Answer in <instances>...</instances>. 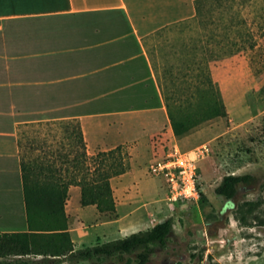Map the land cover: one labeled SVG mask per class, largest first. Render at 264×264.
I'll list each match as a JSON object with an SVG mask.
<instances>
[{
  "label": "rangeland",
  "instance_id": "1",
  "mask_svg": "<svg viewBox=\"0 0 264 264\" xmlns=\"http://www.w3.org/2000/svg\"><path fill=\"white\" fill-rule=\"evenodd\" d=\"M252 1L239 6L240 15L247 17L245 43L253 46L209 61L225 115H217L215 96L200 99L195 93L191 98L193 82L173 79L178 98L170 100L173 111L185 110L190 126L178 137L170 123L166 145L175 141L191 155L196 151L198 194L169 198L165 180L148 168L158 153L145 145L135 150L133 142L121 144L126 169L109 178L114 208L82 205L79 187L71 185L64 206L66 228L33 232L31 264H139L135 253L100 260L70 259L67 254L146 229L169 216L173 228L167 242L154 246L145 264H264V3ZM59 114L55 110L41 116ZM96 153H89L91 167L99 158ZM112 160L107 156L104 163ZM227 173L250 175L230 199L215 192Z\"/></svg>",
  "mask_w": 264,
  "mask_h": 264
},
{
  "label": "crops",
  "instance_id": "2",
  "mask_svg": "<svg viewBox=\"0 0 264 264\" xmlns=\"http://www.w3.org/2000/svg\"><path fill=\"white\" fill-rule=\"evenodd\" d=\"M194 13V0H0L1 232L28 230L18 123L78 118L88 154L162 151L171 126L142 37Z\"/></svg>",
  "mask_w": 264,
  "mask_h": 264
},
{
  "label": "trees",
  "instance_id": "3",
  "mask_svg": "<svg viewBox=\"0 0 264 264\" xmlns=\"http://www.w3.org/2000/svg\"><path fill=\"white\" fill-rule=\"evenodd\" d=\"M250 2L253 1L194 0V15L167 23L142 37L172 129L178 137L189 130L190 117L180 104L178 111H173L171 102L178 99L172 89L173 79L193 82L195 90L190 91L191 98L195 93L200 94V99L215 96L217 115H225L219 89L210 75L209 61L253 46V42L245 43L248 38L242 29L247 17L240 15V6ZM236 34L238 39L234 38ZM17 144L28 230L0 231V264H31L33 232L66 228L64 206L71 185L79 187L82 205L95 204L99 210L113 209L109 178L126 169L120 157V145L97 152L95 157L99 158L91 167L82 127L75 117L20 122ZM107 156L113 159L109 164L104 163ZM249 178L248 173L224 174L215 192L230 199L237 186ZM172 228L173 219L169 216L146 229L76 248L67 256L100 260L135 253L137 262L145 264L154 246L166 244Z\"/></svg>",
  "mask_w": 264,
  "mask_h": 264
},
{
  "label": "built area",
  "instance_id": "4",
  "mask_svg": "<svg viewBox=\"0 0 264 264\" xmlns=\"http://www.w3.org/2000/svg\"><path fill=\"white\" fill-rule=\"evenodd\" d=\"M196 157L195 150L191 155L187 151L181 150L174 141L157 154L149 164V172L151 175L162 177L165 180L169 198L196 196L198 194Z\"/></svg>",
  "mask_w": 264,
  "mask_h": 264
}]
</instances>
